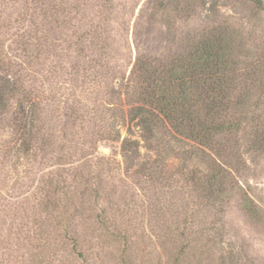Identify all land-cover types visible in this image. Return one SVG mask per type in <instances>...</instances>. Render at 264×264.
Returning <instances> with one entry per match:
<instances>
[{"label":"rangeland","instance_id":"rangeland-1","mask_svg":"<svg viewBox=\"0 0 264 264\" xmlns=\"http://www.w3.org/2000/svg\"><path fill=\"white\" fill-rule=\"evenodd\" d=\"M26 1L0 0L7 62L23 64L17 35L34 29L22 22ZM206 1L177 20L176 41L228 23L246 32L244 55L261 58L264 14L254 20L234 0H216L213 11ZM57 2L62 13L49 15L39 34L49 37L42 58L21 73L32 106L40 103L34 150H21L10 116L0 122V264H264V105L240 134L239 152L224 160L237 194L217 209L196 207L191 179H203L212 160L198 154L185 163L179 154L163 163L121 115L128 102L119 85L135 60L174 44L165 22L152 17L153 0ZM113 114L121 139L139 141V156L108 141Z\"/></svg>","mask_w":264,"mask_h":264},{"label":"trees","instance_id":"trees-1","mask_svg":"<svg viewBox=\"0 0 264 264\" xmlns=\"http://www.w3.org/2000/svg\"><path fill=\"white\" fill-rule=\"evenodd\" d=\"M212 1L214 11L217 1ZM234 2L254 20L264 14L262 0ZM24 4L20 10L29 21L23 17L22 22L34 29L29 34L17 35L23 64L0 57V122L11 117V122H7L9 127L14 126L17 143L21 142V150L30 153L41 123V109L40 103L32 106L21 73L26 65L42 58L49 37L40 38L39 34L51 23L49 15L59 16L63 9L57 0H35L32 8L28 0ZM206 4V0H153L152 17L165 22L169 41L174 44L158 57L147 54L138 57L129 77L123 78L119 85V93L128 102L122 119L140 129L147 149L155 151L163 163L168 155L179 154L185 163L198 154L212 160L213 165L203 179L197 176L191 179L198 199L196 207L205 210L220 208L237 194L234 169L224 160L239 152L240 134L256 120L264 105V54L256 60L244 55L247 38L244 30L212 22L208 28L181 37L175 46L177 20L194 15ZM13 103L17 104L14 113ZM112 121L108 141L118 144L125 155L139 156V141L130 137L121 139L115 114ZM258 136V131H253L247 145L250 150ZM243 198L247 200L250 216H257L258 208L247 197Z\"/></svg>","mask_w":264,"mask_h":264}]
</instances>
